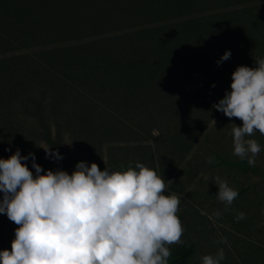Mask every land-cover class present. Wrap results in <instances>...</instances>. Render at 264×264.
<instances>
[{
	"label": "rangeland",
	"instance_id": "rangeland-1",
	"mask_svg": "<svg viewBox=\"0 0 264 264\" xmlns=\"http://www.w3.org/2000/svg\"><path fill=\"white\" fill-rule=\"evenodd\" d=\"M33 1L26 10L19 0H0V84L18 89L1 102L8 100L23 133L0 145V158L19 149L46 171L65 166L70 175L81 161L120 172L143 163L173 182L165 195L181 200L183 243L170 246L168 262L191 249L186 264H201L222 248L220 264H264V135L249 137L262 149L250 166L233 155L229 135L242 121L212 107L231 91L238 66L255 68L254 59L264 58L260 22L249 12L264 16V0ZM27 16L37 21L30 25ZM250 20L247 30L225 34ZM226 50L231 57L218 66ZM42 147L63 159L46 158ZM216 176L239 192L227 211ZM214 211L220 217L209 219ZM239 212L246 218L237 221ZM18 227L0 214V251L11 250Z\"/></svg>",
	"mask_w": 264,
	"mask_h": 264
},
{
	"label": "clouds",
	"instance_id": "clouds-1",
	"mask_svg": "<svg viewBox=\"0 0 264 264\" xmlns=\"http://www.w3.org/2000/svg\"><path fill=\"white\" fill-rule=\"evenodd\" d=\"M230 57L226 50L217 65ZM254 60L258 67L238 66L231 91L212 105L242 121V126L231 124L233 155L253 167L262 149L249 137L264 135V58ZM42 148L46 158L63 159L51 147ZM29 158L35 176L23 163ZM206 162L213 163L214 157ZM172 183L139 162L123 172L108 167L101 171L96 163L89 167L84 161L71 175L60 169L45 172L34 153L23 156L17 149L9 158H0V214L19 225L11 250L0 251V264H168L170 246L183 243L184 233L176 215L181 200L165 195ZM213 183L227 211L239 192L219 176ZM220 215L214 211L209 219ZM245 218L243 212L236 215L237 221ZM217 242L227 243L224 237ZM200 259L201 264H220L225 253L221 248Z\"/></svg>",
	"mask_w": 264,
	"mask_h": 264
},
{
	"label": "trees",
	"instance_id": "trees-1",
	"mask_svg": "<svg viewBox=\"0 0 264 264\" xmlns=\"http://www.w3.org/2000/svg\"><path fill=\"white\" fill-rule=\"evenodd\" d=\"M33 2H42V3L46 4L47 0H34ZM19 4H21L23 9H26V10L30 7V3L28 2V0H19ZM46 11L48 12V11H50V9H46ZM249 12L251 13L250 15H252V17L254 18L252 20H257L258 22H260V25H258L257 27L260 29L259 31H262L263 38H264V16H260L262 14V12L260 10H258V8H249ZM260 12H261V14H260ZM38 13L39 12L36 11V14H38ZM27 18H29L28 19L29 24L31 23V20L34 19V22L30 25H33L37 21L36 18H32L30 16H27ZM10 20L12 22H15V23H23L24 22L21 18H17V17H11ZM252 20L247 21V22L243 21L241 25L231 23L229 25V27H227L225 34H229L230 32H228V31H232L236 27H238L239 30H247L249 27L247 24H250ZM237 21H239V20H237ZM211 30H212V28L210 29V31ZM254 31H256V30H254ZM254 31L252 30L253 33H254ZM245 34L246 33H244V35ZM257 34L260 36V38H262V34L260 35V32H257ZM223 37L224 36L220 37L219 40L222 41ZM249 37H250L251 43L256 42L257 39L255 37H252L251 33L249 34ZM4 79H5L4 76L1 75L0 81H3ZM21 79L23 80L24 78H21ZM21 91H22V89L19 91V93ZM17 92H18V89L16 88V86L15 87L10 86L7 82H3L0 84V145L3 144V142H8V140H7L8 137L12 138L15 135L18 136L19 138L23 137V133L19 130V128H17V127H19V122H16L12 118V116H13L12 115V108H11V105L8 104V100L1 102V100H4L3 96H6L7 94L16 95ZM29 111L30 110L27 109L25 115H29ZM62 117L65 121H68V124H67L68 127L72 126V123H70L71 116H69L67 113L63 112ZM46 141L49 144H51V143L54 144V142H55V140H52L49 136H47ZM3 146L7 147V143L3 144ZM6 147H5V153L7 154L8 151H7ZM1 153H2V149L0 150V156H1ZM23 163H26L29 170H31L33 172V174H35V169L32 167L31 163H27V162H23ZM39 165L46 172L44 164L42 162H40ZM64 170L69 173V171L66 169L65 166H64ZM41 174H43V173H41ZM190 250L187 249L184 252L183 251L179 252L170 262H168V264H186V261H187L186 257L189 255Z\"/></svg>",
	"mask_w": 264,
	"mask_h": 264
}]
</instances>
